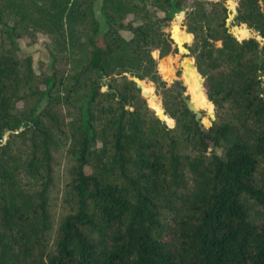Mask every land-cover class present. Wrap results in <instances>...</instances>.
<instances>
[{"label": "trees", "instance_id": "1", "mask_svg": "<svg viewBox=\"0 0 264 264\" xmlns=\"http://www.w3.org/2000/svg\"><path fill=\"white\" fill-rule=\"evenodd\" d=\"M173 12L208 132L153 57ZM243 13L258 36L225 0H0V264H264V0Z\"/></svg>", "mask_w": 264, "mask_h": 264}, {"label": "rangeland", "instance_id": "2", "mask_svg": "<svg viewBox=\"0 0 264 264\" xmlns=\"http://www.w3.org/2000/svg\"><path fill=\"white\" fill-rule=\"evenodd\" d=\"M225 3L227 5V8L229 10V13L231 14V16L233 15V12L234 10H238V7H239V0H235V3H234V6L232 8L231 6V3H230V0H225ZM149 9L151 11V14L153 16L154 19H159L161 17H164V12L161 11L160 9L156 8L153 4H149ZM191 6L190 5H187L184 9L185 12H189L191 10ZM95 14H96V17L101 21L102 23V26H104V23H105V18H104V15L101 11V8H100V2L96 4L95 6ZM173 21H171V25H168V26H164V31L166 33L167 36H171V33H172V28L175 24H178V22H183L184 21V17H185V14H181L180 12H173ZM240 21V20H239ZM179 22V23H180ZM241 24L242 26L245 27L244 30H239L238 28H236V25H235V20L234 18L231 17V19L229 20V27H230V31L235 34L236 33V36L239 37L240 39L242 38V35H240V33H245L247 34V37H250V36H258V33L255 31V29L253 28V26L245 19V14L243 13V16L241 17ZM239 25V26H240ZM152 31L153 29L150 28V27H145L143 29H141V31L136 35L134 36V40L136 43L140 44V45H144V44H147L148 42V39L149 37L151 36L152 34ZM121 33L126 37V38H131L132 37V33L128 30H122ZM244 37V36H243ZM192 40V38H190L189 40H185L186 43H190ZM46 41L44 40L43 37H41L38 42L34 45H28L26 44V42L24 41H21L19 42V46L22 50L23 53H29L32 55L33 57V60H34V69L38 72L39 71V61L41 59H44L46 61H49L50 57H49V53H48V50H47V47H46ZM185 43V44H186ZM185 47H179L176 43H173L172 44V51L170 53H167V54H164L162 56H160V53L159 51H154L153 53V57L154 58H157L159 60V71L161 73V75L163 76L164 80L166 82H168V85L171 86L173 85L172 82L175 81L176 77L179 79L181 85H185L187 87V92H190V89H188V87L190 88L191 85H190V81L193 80L192 77H195L197 78L198 75L196 72H193L191 73L189 76H188V79L187 81H185L184 77H183V70L181 68V63L182 61L184 60V53L186 52V49H184ZM162 58H166L168 59L166 62L163 63L162 67L160 64H162ZM169 68H172L173 72H174V75L173 77H169L167 76L166 77V71L169 69ZM197 71V70H196ZM197 77H196V76ZM201 76V75H200ZM202 77V76H201ZM146 82L148 83H152L153 86L155 87V90L159 96V99L161 101V105L163 103V99H164V95H165V92L164 90H162L161 88H158L152 81H150L149 79H144ZM152 85H148V86H144L142 85L143 87V91H153V86L151 87ZM106 90V88H104ZM200 93H203V101H206V93H205V89L204 91L202 90H199L197 94H200ZM206 95V97H205ZM148 97V96H147ZM193 99V98H192ZM208 99V98H207ZM194 100V99H193ZM158 101V98L155 97L152 101H151V105H155ZM195 101V100H194ZM196 102V101H195ZM210 102V101H209ZM197 103V102H196ZM198 104V103H197ZM199 105V104H198ZM210 105H211V108L210 107H205L203 106L202 107V111L204 112L205 111V114H207L210 118L211 117H214V105L210 102ZM200 106V105H199ZM159 111H161L162 109L159 108L158 109ZM163 112V110L161 111ZM166 120V119H165ZM167 121V120H166ZM169 123V122H168ZM170 124V123H169ZM171 125V124H170Z\"/></svg>", "mask_w": 264, "mask_h": 264}, {"label": "water", "instance_id": "3", "mask_svg": "<svg viewBox=\"0 0 264 264\" xmlns=\"http://www.w3.org/2000/svg\"><path fill=\"white\" fill-rule=\"evenodd\" d=\"M231 14L229 13V18L227 20V23H229V20L231 19ZM229 25V24H228ZM182 22H180L179 24H175L172 28V33H171V38L172 40L179 46V47H185V40L183 41L180 37V31L182 29ZM230 29V27H229ZM231 32V31H230ZM236 34V33H235ZM185 49V48H184ZM124 74H127V73H124ZM132 79L134 81L137 82L138 84V87H140L142 90H143V87H142V84L139 82V79L138 77H132ZM204 81L205 79L203 77H200V83H201V87H200V90L204 91ZM172 84L182 93L183 95V99H184V102L187 104V107L188 109L192 112L193 115H195V118L196 120L199 122V125L201 127V129L204 131V132H208L209 131V126L211 123H205L204 122V119L206 118L207 119V115L205 116V114L203 113V111L201 110L202 107H200L193 99H192V96H191V93L190 92H187L183 85H181L179 79L176 77L175 81L172 82ZM196 92L198 93L199 90H196ZM146 91H143V94L146 96ZM152 108H154L157 112L158 115L161 116L160 112L158 111V109L154 106V105H151ZM209 107V106H208ZM162 117V116H161ZM212 145V144H211Z\"/></svg>", "mask_w": 264, "mask_h": 264}, {"label": "bare ground", "instance_id": "4", "mask_svg": "<svg viewBox=\"0 0 264 264\" xmlns=\"http://www.w3.org/2000/svg\"><path fill=\"white\" fill-rule=\"evenodd\" d=\"M180 37H181V39L184 41V40H186L185 39V37H183L182 35H181V31H180ZM196 76V75H195ZM197 77V76H196ZM199 78V77H198ZM152 87V86H151ZM198 90H200V89H198ZM197 92L195 91V94H196ZM155 106V105H154ZM156 107V106H155ZM201 107V106H200ZM157 108V107H156ZM157 109H159V108H157ZM159 111V110H158ZM162 111V110H161ZM161 111H159L160 112V114H161V116L162 117H165V115H164V113L163 112H161Z\"/></svg>", "mask_w": 264, "mask_h": 264}]
</instances>
